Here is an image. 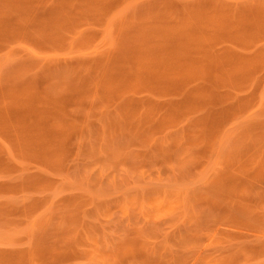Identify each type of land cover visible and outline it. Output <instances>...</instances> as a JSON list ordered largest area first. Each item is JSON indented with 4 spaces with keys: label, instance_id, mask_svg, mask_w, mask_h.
Instances as JSON below:
<instances>
[{
    "label": "rangeland",
    "instance_id": "1",
    "mask_svg": "<svg viewBox=\"0 0 264 264\" xmlns=\"http://www.w3.org/2000/svg\"><path fill=\"white\" fill-rule=\"evenodd\" d=\"M0 264H264V0H0Z\"/></svg>",
    "mask_w": 264,
    "mask_h": 264
}]
</instances>
